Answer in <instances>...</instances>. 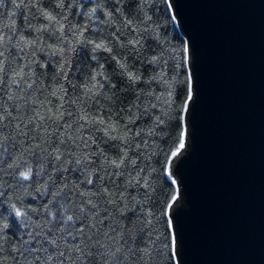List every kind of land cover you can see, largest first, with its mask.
Returning a JSON list of instances; mask_svg holds the SVG:
<instances>
[{"label": "snow or ice", "instance_id": "6c2138e0", "mask_svg": "<svg viewBox=\"0 0 264 264\" xmlns=\"http://www.w3.org/2000/svg\"><path fill=\"white\" fill-rule=\"evenodd\" d=\"M7 2L0 264L6 252L12 264H180L179 191L161 200L145 137L172 139L165 130L176 121L173 146L158 153L160 174L175 185L197 99L190 38L178 52L164 38L156 0ZM172 7L165 0L176 21ZM129 93L134 102L120 106Z\"/></svg>", "mask_w": 264, "mask_h": 264}, {"label": "water", "instance_id": "95a60500", "mask_svg": "<svg viewBox=\"0 0 264 264\" xmlns=\"http://www.w3.org/2000/svg\"><path fill=\"white\" fill-rule=\"evenodd\" d=\"M172 14L197 88L172 167L180 264H264V0H173Z\"/></svg>", "mask_w": 264, "mask_h": 264}, {"label": "trees", "instance_id": "16d2710c", "mask_svg": "<svg viewBox=\"0 0 264 264\" xmlns=\"http://www.w3.org/2000/svg\"><path fill=\"white\" fill-rule=\"evenodd\" d=\"M6 7L2 9L4 13H7L11 9V4L5 0ZM156 11L153 14V18L159 20V22L162 25L163 28V34L164 38L169 41L172 45H175L177 52L179 51L180 45L183 42L184 38L182 37L181 33L179 32L175 21H172L169 19V14L166 11L165 8V0H156ZM155 47V45H153ZM182 75V73H181ZM158 92L162 91V87L156 89ZM121 104L120 106H124L127 104L128 106L131 105V103L134 102V97L131 93L127 95V99L125 97H121ZM179 103V98L178 101ZM149 125V122L145 120L142 124V127ZM167 133L172 135V139H169L167 135H164L161 133L160 135H157L155 137H149L146 136L145 138L149 142V148L146 149L147 153L155 154L152 155V158L148 161V163L151 165L152 168H155L157 170V173L159 174V178L156 180V187L159 192V189L163 188V193L160 194L161 200L166 199L170 194L173 193L175 189H177V185H173L171 183V180L168 177H165L164 175L160 174V170L163 164L164 158L159 156L158 153L161 149L167 151L168 148L173 146L174 140H175V134L178 133L179 129L176 127V121L171 122V126L168 127L165 130ZM155 141V144L152 143V141ZM11 151V149H10ZM19 155V153H17ZM159 160V163L157 161ZM40 203V201H37V204ZM160 227L161 231H165L163 225H158ZM4 264H12L11 256L6 252L5 253V259Z\"/></svg>", "mask_w": 264, "mask_h": 264}]
</instances>
